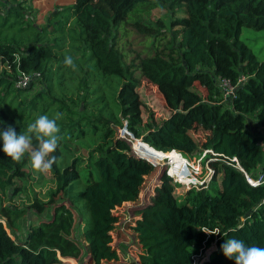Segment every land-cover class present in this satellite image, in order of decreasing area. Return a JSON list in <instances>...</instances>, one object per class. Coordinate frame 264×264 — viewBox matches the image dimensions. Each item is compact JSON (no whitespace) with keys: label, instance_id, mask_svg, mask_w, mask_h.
<instances>
[{"label":"trees","instance_id":"1","mask_svg":"<svg viewBox=\"0 0 264 264\" xmlns=\"http://www.w3.org/2000/svg\"><path fill=\"white\" fill-rule=\"evenodd\" d=\"M69 3L52 14L58 16L52 18L49 32L65 33L68 26L71 40L83 51L79 103L90 106L88 96L96 94L101 103L97 113L73 111L66 99L52 95L59 38L45 41L35 31L21 45V39L2 35L1 29L14 25L11 18L23 21V11L6 7L7 13H0V129L12 126L19 134L34 122L38 109L45 111L48 101L68 114L65 139L51 154L59 160L51 169L56 183L49 199L53 204L46 206L34 197L29 207L37 213L48 210L50 216L30 221L23 239L13 231L26 209L6 204L4 197L7 190L15 194L27 188L29 157L16 162L0 150V264H60L80 257L81 264L118 260L113 245L120 221L116 208L138 201L157 156L178 161L173 153H164L172 149L189 157L211 149L219 156L209 162L213 174L207 187L181 195L180 184L166 172L160 174L148 201L136 205L135 216L126 223L131 243L137 244L139 261L133 264H193L213 241L215 249L202 264H234L220 251L228 238L264 247V184L249 185L241 171L222 160L236 157L248 174L264 173V57L241 37L244 28L264 30V0ZM140 11L150 12L149 17L133 19ZM22 73L39 76L21 87L16 83ZM91 78L96 85L89 90ZM144 79L168 111L159 121L152 116L143 121L138 91ZM221 79L233 87L232 94L224 96ZM38 83L41 86L31 92ZM18 98L20 109L13 100ZM251 117L259 122L262 135L247 128ZM123 126L145 142L138 145L139 155L152 162L117 135V127ZM90 132L99 133V141L88 150L85 138ZM66 141L75 143L74 148ZM79 146L87 150L86 157L75 154ZM58 193L60 201L54 199ZM76 218L82 223L74 235Z\"/></svg>","mask_w":264,"mask_h":264},{"label":"rangeland","instance_id":"2","mask_svg":"<svg viewBox=\"0 0 264 264\" xmlns=\"http://www.w3.org/2000/svg\"><path fill=\"white\" fill-rule=\"evenodd\" d=\"M70 0H0V13H7L6 7H18V9L23 11V21L21 20L20 23H16L18 21V18H11L10 23H13L14 25L11 28H0L1 34L15 37L20 40V44H26L27 39L33 36L35 31H39L45 41L47 40H54V38H59L58 43L59 48L57 50V62L53 64V79L51 83V87L53 90V96L57 99H60L63 101V99H66L65 103L70 106V109L73 111H81L82 108H84V111L87 114L91 113H97L98 108L101 106L100 102H97L96 100V94H90L88 96L87 101H91L90 106L86 107L83 106V104L79 103V96L83 94L81 91L80 86L82 85V80L84 79V67L86 66V58L83 56V51L78 49V43L71 40L68 33H71L67 30L68 26L65 27V33H60L58 31L56 32H49V30L52 29V18L57 17L58 15L52 14L58 11L59 9H62L69 5ZM150 15V12L148 11H140L136 13L133 17V19H146ZM151 16H155L154 12L151 11ZM20 21V20H19ZM30 25H33L32 27H29ZM68 25V23H66ZM44 26H47V32H43L42 28ZM21 28V31H17V29ZM74 35V34H73ZM1 37V36H0ZM241 37L245 39V41L251 46L253 51L257 53L259 58L264 57V30L262 31H254L249 28H244L242 30ZM66 55H72L73 59L77 65V70H73L72 68L65 67L63 64L64 57ZM62 59V60H61ZM61 62V66L60 65ZM90 84L88 85V89L91 90L95 85L96 81L91 78ZM144 79L142 81L141 87L138 91L140 99L142 101L141 106V112H142V118L145 122L149 116H152L153 119L156 121H159L160 119L166 117L168 115V111L163 109V106L161 105V100L159 99L160 94L156 93L155 90L151 88L150 83L145 82ZM197 88L202 91L203 88H201L198 84ZM41 86V84L32 85L31 92H34L36 87ZM4 89H0V94ZM186 95L190 96L194 100L198 101L200 100L199 97L192 94L190 91H187L185 93ZM12 95H9V98ZM21 99H13L17 102V109L22 108L21 106ZM49 105L46 107L45 111L42 112V108L38 109L35 114L32 115V117H35V119L40 115H49L51 118L55 113L60 112L63 114L62 119L57 121V124L60 128V135L62 137L61 140H64V134L66 133V127L63 126L64 123H66L65 117L68 115L64 110H58V105L55 104L52 101H48ZM165 106V104L163 103ZM166 108V107H165ZM34 119V120H35ZM125 126V125H124ZM117 127V135L122 137L123 139H126L134 152L138 153V145L143 144L141 143V139L135 138L133 135L130 136L124 132L125 128ZM247 128L255 135H262L263 130L259 125V122L255 118H249L246 121ZM128 132V130H125ZM90 132L89 136H87L86 143L88 146V150H91L99 141V133L92 134ZM73 137V135H72ZM77 139H81V137H78ZM76 139V140H77ZM74 140V141H76ZM67 144L70 145V148H74L73 142L66 141ZM86 151L84 148L79 146L77 148V151H75L76 155L79 156H85L86 157ZM166 153V152H164ZM183 155V154H182ZM188 159L194 161L199 157H189ZM210 158L207 157L204 159L201 167V174L197 177V180L200 181L203 179L207 174V168L205 167L206 159ZM169 161L168 157H158L157 156V162L156 163V169L155 171L149 175L146 178L145 183L142 186V192L138 199V201L133 203H125L122 206L116 208V211L120 215V221L117 225V229L113 232L114 234V247L117 248L119 252V258L115 261L107 262L106 264H133L139 261L138 255L136 253V246L137 244H132L131 239L132 236H130V230L126 227L127 221L132 219L135 215V207L136 205H140L146 201H148V195L152 192V188L156 183L160 182V174L162 172H165V169L168 167L167 163ZM27 173L28 178L25 181L24 185H26L25 190L16 191L15 194H12V190L6 191V197H4V201L6 204H13L16 205L20 209H26L25 214L23 217L20 218L18 227L13 231L14 236L19 237L20 239H23L26 235V232L28 231L30 221L33 223H37V220L39 218L48 217L50 216V213L48 210L37 213L36 211L31 210L29 207L32 204L34 197L40 199L42 202L45 203L46 206H51L53 202L49 203L50 195L53 194L56 190V183L54 181V177L52 176L51 170L42 173L40 171L34 170L31 166V162L29 159V162L27 164ZM183 173V172H182ZM257 173V172H256ZM255 173V174H256ZM212 177V176H211ZM20 184V182H19ZM197 183H194L192 185L187 184L186 182L183 183V185L180 184V186L177 188V192L181 195L184 194L189 189L194 190L197 189L198 185ZM189 185L188 188L185 186ZM54 199L56 201H60L63 199L61 194H57L54 196ZM26 216L28 220L26 219ZM80 221L76 218L75 225L77 224V227L74 230V235L77 233H80V227H81ZM79 225V226H78ZM127 242V244L125 243ZM215 249V245L211 243L208 247H206L204 250H202L194 260L193 264H202L204 261L209 259V256L211 252ZM81 258V257H80ZM78 258L77 261L74 260H64V262L60 264H81L82 259Z\"/></svg>","mask_w":264,"mask_h":264},{"label":"clouds","instance_id":"3","mask_svg":"<svg viewBox=\"0 0 264 264\" xmlns=\"http://www.w3.org/2000/svg\"><path fill=\"white\" fill-rule=\"evenodd\" d=\"M63 64L74 71L77 70L72 55H66ZM24 84L26 86L27 80ZM62 116L60 112L55 113L51 118L47 114L40 115L19 134L12 126L0 129V142H2L0 150L16 162H20L27 154L34 170L42 173L50 171L54 164L59 163L58 157L51 154L57 150L62 139L58 135L61 130L57 124ZM33 141L36 142L35 145ZM220 251L226 258L234 260V264H264V247L249 246L237 238L224 239Z\"/></svg>","mask_w":264,"mask_h":264},{"label":"built area","instance_id":"4","mask_svg":"<svg viewBox=\"0 0 264 264\" xmlns=\"http://www.w3.org/2000/svg\"><path fill=\"white\" fill-rule=\"evenodd\" d=\"M39 76V73H31V74H25L22 73L21 76L18 78V81L16 83L17 86L26 87L29 85V83ZM27 80V84L25 86L24 81ZM221 89L223 91L224 96H228L232 94L233 87L224 79L220 80ZM127 134V131H125ZM170 153L174 154V156H177L178 161H168L167 168H166V174L176 183H179L183 185L184 182L187 184H194L201 186V187H207L209 180L213 174L212 167L210 166L209 162L210 160L217 159L216 157L219 156L218 153H215L211 149H205L197 159L194 161L188 159L187 156L182 155L181 152L176 151L174 149L167 151L165 154ZM210 154V158L206 159L205 167L207 168V174L206 176L201 179L200 181L197 180V177L201 174V167L204 159L206 158V155ZM224 159H222L226 164L238 169L244 174V177L247 181V183L253 187L259 186L261 184H264V173H257L255 175H250L241 167L240 163L238 162L236 157H227L223 156ZM183 172V173H182ZM185 186V185H184ZM186 188L189 187V185L185 186ZM262 204H264V198L261 201ZM214 243V241H213Z\"/></svg>","mask_w":264,"mask_h":264},{"label":"water","instance_id":"5","mask_svg":"<svg viewBox=\"0 0 264 264\" xmlns=\"http://www.w3.org/2000/svg\"><path fill=\"white\" fill-rule=\"evenodd\" d=\"M125 128V130H127L126 129V127H124ZM125 130H124V132H125ZM127 134H129L130 136H132V134L128 131L127 132ZM133 137V136H132ZM145 143V142H144ZM138 156H140V155H138ZM140 157H142V158H144V159H147V158H145V157H143V156H140ZM147 160H149V159H147ZM150 161V160H149ZM150 162H152V161H150ZM153 163V162H152ZM153 164H155V163H153Z\"/></svg>","mask_w":264,"mask_h":264},{"label":"bare ground","instance_id":"6","mask_svg":"<svg viewBox=\"0 0 264 264\" xmlns=\"http://www.w3.org/2000/svg\"><path fill=\"white\" fill-rule=\"evenodd\" d=\"M141 143L145 144L143 141H141ZM135 150V148H134ZM160 153H163V152H160ZM136 154L138 155V153L136 152ZM141 156V155H140ZM144 157V156H143ZM151 161V160H150ZM154 163V162H153ZM156 164V163H155Z\"/></svg>","mask_w":264,"mask_h":264}]
</instances>
